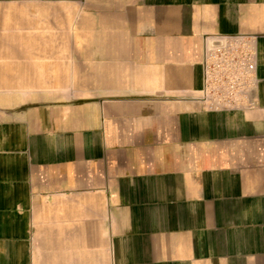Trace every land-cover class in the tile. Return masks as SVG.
I'll return each mask as SVG.
<instances>
[{"label":"crops","instance_id":"obj_1","mask_svg":"<svg viewBox=\"0 0 264 264\" xmlns=\"http://www.w3.org/2000/svg\"><path fill=\"white\" fill-rule=\"evenodd\" d=\"M237 33L257 105L204 111ZM0 264H264V0H0Z\"/></svg>","mask_w":264,"mask_h":264},{"label":"built area","instance_id":"obj_2","mask_svg":"<svg viewBox=\"0 0 264 264\" xmlns=\"http://www.w3.org/2000/svg\"><path fill=\"white\" fill-rule=\"evenodd\" d=\"M256 64L255 36L207 37L201 56V87L192 99L208 112L256 107Z\"/></svg>","mask_w":264,"mask_h":264}]
</instances>
